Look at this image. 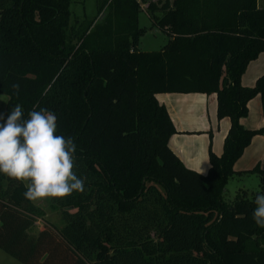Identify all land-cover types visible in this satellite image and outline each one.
<instances>
[{"label": "trees", "instance_id": "16d2710c", "mask_svg": "<svg viewBox=\"0 0 264 264\" xmlns=\"http://www.w3.org/2000/svg\"><path fill=\"white\" fill-rule=\"evenodd\" d=\"M142 1L160 11L167 39L157 49L137 47L138 0H96L103 13L77 22L70 0H0L4 112L19 104L25 119L55 113L85 180L84 193L48 198L61 225L33 230L41 207L25 199L23 182L0 174V249L24 264H264V228L252 215L264 168L237 171L254 172L257 190L222 197L233 162L264 133L239 122L255 94L264 115V71L240 83L264 50V3ZM165 91L214 92L216 117L229 118L202 174L167 144L175 129L154 96Z\"/></svg>", "mask_w": 264, "mask_h": 264}, {"label": "clouds", "instance_id": "9594fccd", "mask_svg": "<svg viewBox=\"0 0 264 264\" xmlns=\"http://www.w3.org/2000/svg\"><path fill=\"white\" fill-rule=\"evenodd\" d=\"M0 121V174L23 182L25 199H64L85 192V180L74 171L73 137L56 134L55 113L32 110L25 119L22 106L16 104L6 119L0 113ZM193 170L204 172L201 166ZM254 203L253 220L264 228V193L256 195Z\"/></svg>", "mask_w": 264, "mask_h": 264}, {"label": "crops", "instance_id": "0c3cea01", "mask_svg": "<svg viewBox=\"0 0 264 264\" xmlns=\"http://www.w3.org/2000/svg\"><path fill=\"white\" fill-rule=\"evenodd\" d=\"M263 71L264 50L248 61L240 75V83L252 85ZM154 96L165 106L175 129L167 139L170 149L186 167L194 169L201 166L205 172L208 167V147L215 154L221 152L223 136L229 125L227 116L216 117L215 93L165 91L156 92ZM246 107L247 113L239 118V122L247 128L264 125L258 94L247 100ZM255 164L264 168V133L251 136L232 164V169L236 172L233 175L250 173L237 174V171L250 169Z\"/></svg>", "mask_w": 264, "mask_h": 264}, {"label": "rangeland", "instance_id": "374dc122", "mask_svg": "<svg viewBox=\"0 0 264 264\" xmlns=\"http://www.w3.org/2000/svg\"><path fill=\"white\" fill-rule=\"evenodd\" d=\"M155 1L157 6L162 0ZM261 4L263 0H258ZM139 10L137 12V25L142 28V32L138 36L137 47L141 50H150L159 48L167 39V34L162 30L155 22V16L160 15L159 9L155 8L153 14H151L147 7V1L138 0ZM96 0H70L69 20L76 22L78 20L86 21L91 19L95 14L101 15L103 12L98 11L96 8ZM98 12V13H97ZM6 94L0 93V113H3L5 119L7 115L4 112V103L6 101ZM2 123V121H0ZM246 188L249 191H255L258 189V177L255 173L250 172L242 174L240 176L232 175L228 178L224 185V191L222 197L226 201H230L238 188ZM42 209L41 217H36L33 223V230H37L46 225L59 226L62 221L60 219L59 209L50 204L49 199H42L33 202ZM0 264H24L14 257L8 255L6 252L0 249Z\"/></svg>", "mask_w": 264, "mask_h": 264}]
</instances>
